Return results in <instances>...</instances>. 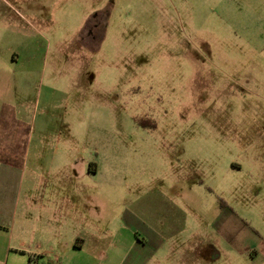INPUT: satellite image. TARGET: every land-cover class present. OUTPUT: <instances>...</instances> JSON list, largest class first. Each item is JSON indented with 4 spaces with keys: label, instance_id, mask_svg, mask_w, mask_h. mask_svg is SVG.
Segmentation results:
<instances>
[{
    "label": "rangeland",
    "instance_id": "obj_1",
    "mask_svg": "<svg viewBox=\"0 0 264 264\" xmlns=\"http://www.w3.org/2000/svg\"><path fill=\"white\" fill-rule=\"evenodd\" d=\"M1 112L70 135L112 216L181 195L217 264H264V0H0Z\"/></svg>",
    "mask_w": 264,
    "mask_h": 264
},
{
    "label": "crops",
    "instance_id": "obj_2",
    "mask_svg": "<svg viewBox=\"0 0 264 264\" xmlns=\"http://www.w3.org/2000/svg\"><path fill=\"white\" fill-rule=\"evenodd\" d=\"M18 118L14 113H0V126L6 123L0 127V264H217L221 261L214 260L218 255L217 240L207 241L200 235L204 228L184 224L183 212L187 206L176 197L182 198L181 195L165 196L160 208L151 203L150 214L138 208L128 212L124 207L112 216V210L107 207L109 194L96 193L93 183L84 182L83 175H95L96 166L84 168L85 162L77 161L76 155L68 160L67 154L77 152L71 136H61L63 144L58 147V134L35 131L25 124L15 129ZM54 137L56 144L52 146ZM48 147L54 150L52 158H48ZM183 179L178 176L172 185ZM225 213L226 220L235 215L228 210ZM222 217L223 211L206 223L219 238L224 225ZM126 229L140 231L143 236L132 239L125 251V239H121V246L119 234ZM194 229L199 230L191 236Z\"/></svg>",
    "mask_w": 264,
    "mask_h": 264
},
{
    "label": "trees",
    "instance_id": "obj_3",
    "mask_svg": "<svg viewBox=\"0 0 264 264\" xmlns=\"http://www.w3.org/2000/svg\"><path fill=\"white\" fill-rule=\"evenodd\" d=\"M30 260V259H29Z\"/></svg>",
    "mask_w": 264,
    "mask_h": 264
}]
</instances>
